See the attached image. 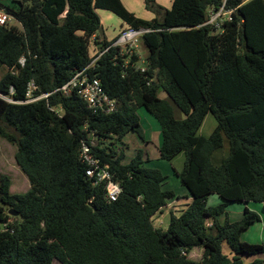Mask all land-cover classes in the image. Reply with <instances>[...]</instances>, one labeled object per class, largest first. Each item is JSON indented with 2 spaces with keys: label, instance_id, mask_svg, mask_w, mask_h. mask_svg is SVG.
Listing matches in <instances>:
<instances>
[{
  "label": "trees",
  "instance_id": "1",
  "mask_svg": "<svg viewBox=\"0 0 264 264\" xmlns=\"http://www.w3.org/2000/svg\"><path fill=\"white\" fill-rule=\"evenodd\" d=\"M14 2L8 9L20 27L0 25V91L13 85L16 99L30 79L43 92L59 88L92 61L91 49L96 54L111 43L99 32L97 9L115 13L123 26L149 31L140 39L144 72L122 73L113 48L90 69L116 101L111 113H93L75 91L22 104L0 98V136L16 146L15 162L30 183L27 191L11 193L9 176L0 172V264H262L240 258L264 253L263 242L241 240L259 215L244 207L237 221L219 223L217 216L229 202L264 204V0H225L234 10L219 31L204 22L223 0H172L169 8L144 0L154 14L150 20L121 0ZM140 107L160 125L159 157L185 155L176 173L192 200L180 214H169L166 228L152 222L179 198L162 188L165 175L146 166L140 150L122 163L102 139L141 135ZM208 113L216 126L206 137L199 128ZM91 131L92 153L121 187L114 201L103 183L86 176L79 156ZM212 193L222 202L207 206ZM196 248L202 249L199 260L188 257Z\"/></svg>",
  "mask_w": 264,
  "mask_h": 264
},
{
  "label": "built area",
  "instance_id": "2",
  "mask_svg": "<svg viewBox=\"0 0 264 264\" xmlns=\"http://www.w3.org/2000/svg\"><path fill=\"white\" fill-rule=\"evenodd\" d=\"M13 1L0 0V25L18 22L8 9ZM233 10L227 8L225 0H223L218 8L210 7L208 9L207 19L204 25H210L216 31L221 30L222 24L225 21L231 20ZM148 31L149 28L143 26L123 27L117 38L112 39L109 45L102 49H96V54L93 55L92 61L88 65L80 70H76L67 82L51 92L41 91L38 84L33 79H30L26 83L24 97L22 99L13 97V85H10L6 92L0 91V98L8 103L22 104L45 99L55 91L61 92L64 96H68L75 91L93 113H111L116 109V101L105 92L99 78L95 74L90 73V69L95 67L101 55L113 48L115 50L112 57L113 63L121 67L122 73H125L128 68L144 72L146 69V59L145 55L140 51V39L142 34ZM91 39L94 40V37H91ZM24 62L25 57L22 55L18 59V65L23 66ZM9 71L12 73L15 72L13 68L9 69ZM90 135L89 143L84 140L81 141L79 153L81 161L86 165L85 174L87 177L94 179L95 183H103L107 200L114 201L120 195L121 187L114 180L113 173L103 166L100 159L92 153L91 145L95 144L93 131H91ZM262 242L264 244V226Z\"/></svg>",
  "mask_w": 264,
  "mask_h": 264
},
{
  "label": "rangeland",
  "instance_id": "3",
  "mask_svg": "<svg viewBox=\"0 0 264 264\" xmlns=\"http://www.w3.org/2000/svg\"><path fill=\"white\" fill-rule=\"evenodd\" d=\"M164 2V1H161ZM11 6L16 5V3L12 2ZM166 4V2H164ZM97 14L102 21L105 30V37L106 39H115L119 35L120 31V24L121 20L120 18L113 12L106 10V9H97ZM12 24L19 26L18 22H12ZM102 29V30H103ZM110 39V40H112ZM93 48V47H92ZM91 55L93 56L95 52L91 49ZM140 51L145 55L146 51L143 46V44L140 42ZM2 71L0 70V75ZM159 95L162 97L164 95V92L162 90H159ZM138 116H139V122L141 125V135L137 132L130 131L126 133L120 140H118L116 137L111 136L107 138H102L105 144L109 145L116 153L121 155V162L122 163H128L131 158L136 156L138 151L140 150L142 153V157L145 159V165L152 168H158L164 175L165 180L163 181L162 188L163 189H171L175 193L179 192L180 189H184L185 187L180 183L179 177L177 176L176 172H179L184 163L185 155L183 152L179 153L176 157H174L172 160H165L159 157V146L161 144V128L157 121V119L150 113H148L144 108L140 107L137 110ZM175 115L178 118H182L183 114L178 109L175 108ZM216 126V120L215 117L208 113L200 128H199V134L204 136H209L214 128ZM94 141H96V138H94ZM0 147H1V153H0V160L1 164L4 169H7L10 167L14 161L15 166L17 167V164L15 163L14 157L12 159V155L14 150L16 149L14 146L10 144H6L5 141L0 140ZM2 147H5L2 149ZM8 166V167H7ZM18 168V167H17ZM19 173L23 177L24 180L28 182L27 177L21 170H19ZM11 175V174H10ZM17 175L12 174L11 175V186L10 189L13 192L21 193L26 191L29 188V182H18V179L16 178ZM21 188L17 191H15L16 187ZM179 194V193H178ZM215 197H219L216 194H213ZM218 199V198H217ZM219 202H222V200L218 201L215 198L207 199V206H216ZM184 209V205L180 203H169L163 208V215L162 211L155 214L152 217V222L155 226L166 228L169 220V214L172 212L174 214H180V212ZM226 247L225 244L222 243V249L224 250ZM202 249L196 248L193 249L189 254L188 257L192 258L194 260H199L201 258ZM51 264H61L57 260H53Z\"/></svg>",
  "mask_w": 264,
  "mask_h": 264
},
{
  "label": "crops",
  "instance_id": "4",
  "mask_svg": "<svg viewBox=\"0 0 264 264\" xmlns=\"http://www.w3.org/2000/svg\"><path fill=\"white\" fill-rule=\"evenodd\" d=\"M161 1L166 2V4H164V2H161ZM121 2L130 12L134 13L136 16H138L140 18H143L146 20H150V19L154 18V14L145 8L144 0H121ZM156 2L160 5H162L163 7L169 8L172 0H156ZM100 23H101V27L103 29L104 25H103L101 20H100ZM123 27H125V26H123L122 22H121L120 29H122ZM103 34L105 35L104 29H103ZM110 39H112V38H110ZM110 39H107V40H110ZM161 93L162 92H160L159 95H161ZM162 97H166L165 94L162 95ZM0 140H3L6 142V144H10L16 148V146L13 143H11L6 137L0 136ZM3 148H5V147H2V149ZM15 152H16V149L13 152L12 159L14 157ZM0 153H1V147H0ZM1 166H2V164H1V160H0V172L9 176L10 186L12 183V181H11V175L12 174L17 175L16 178L18 179V182L19 181L22 183H24L23 181L27 182L26 180L23 179V177L19 173L18 168H19V170H21V169L18 165H17L18 168L15 166L14 161L10 167L7 166L8 167L7 169L3 168L4 165H3V167H1ZM27 179H28V177H27ZM28 182H29V179H28ZM10 186H9V191L11 193H16V192L11 191ZM29 187H30V183H29ZM20 188H21V184H20V187L15 188V191L19 190ZM21 193H23V192H21ZM175 194L177 196H179V198H174V199L168 201L167 204H169V203H180V204H183L184 208H185L187 206V204H189L192 200V196L190 195V193L186 187L184 189H180L179 192H177ZM213 194H215V193L208 195L207 199L212 197V199L215 198L218 201L221 200L220 197H215ZM207 199H206V204H207ZM244 207H248L249 209L255 211L259 215V220L254 222L253 224H251L245 231H243L241 233V240L249 242V243H261L262 242V234H263V226H264V204L263 203L252 202V201H249V202H229L226 205L224 212L220 213L217 216L218 222L224 223L226 220L233 222V221H237V220L241 219V217L243 216V208ZM163 208H162V210H163ZM162 210L158 211L157 213L161 212ZM157 213H155V214H157ZM163 213L164 212L162 211V215H163ZM210 223H211V221L208 220L207 225H210ZM223 244L226 245L225 249L224 250L222 249L223 252L225 254H227L229 257H231L233 255V253L230 252V249L225 242H223ZM240 258L244 263H249V262H252L253 260L259 258L262 260V264H264V253H262V254H250V255L241 254Z\"/></svg>",
  "mask_w": 264,
  "mask_h": 264
},
{
  "label": "water",
  "instance_id": "5",
  "mask_svg": "<svg viewBox=\"0 0 264 264\" xmlns=\"http://www.w3.org/2000/svg\"><path fill=\"white\" fill-rule=\"evenodd\" d=\"M99 32H100V34L103 33L102 27H99ZM9 214L10 215H16L17 213L16 212H12V210H9Z\"/></svg>",
  "mask_w": 264,
  "mask_h": 264
}]
</instances>
